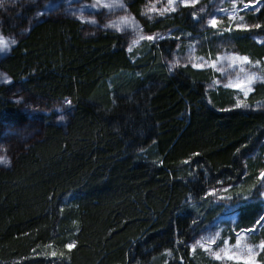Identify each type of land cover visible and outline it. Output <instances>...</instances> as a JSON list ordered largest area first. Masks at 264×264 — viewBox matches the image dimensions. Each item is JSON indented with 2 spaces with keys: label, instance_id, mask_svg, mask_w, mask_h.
I'll list each match as a JSON object with an SVG mask.
<instances>
[{
  "label": "trees",
  "instance_id": "trees-1",
  "mask_svg": "<svg viewBox=\"0 0 264 264\" xmlns=\"http://www.w3.org/2000/svg\"><path fill=\"white\" fill-rule=\"evenodd\" d=\"M124 1L141 21V9L154 0ZM34 11L26 6L2 16L4 32L23 34L0 68L37 100L71 103L63 124L37 117L38 134L17 144L10 166L0 168V264H220L191 254L188 243L223 214L206 196L211 189L230 186L238 229L263 214L256 194L264 110H226L230 93L210 103L203 72H168L162 58L172 41L131 60L121 35L85 34L66 17L30 24ZM251 17L264 25V0ZM195 21L182 8L143 26L195 34ZM251 33L264 36V27ZM249 34H234L238 51L263 59L264 45ZM8 89L0 86V135L3 124L27 121ZM263 98L264 84L250 96ZM251 239L264 240V227ZM259 260L264 264V252Z\"/></svg>",
  "mask_w": 264,
  "mask_h": 264
},
{
  "label": "rangeland",
  "instance_id": "rangeland-1",
  "mask_svg": "<svg viewBox=\"0 0 264 264\" xmlns=\"http://www.w3.org/2000/svg\"><path fill=\"white\" fill-rule=\"evenodd\" d=\"M103 3H120L124 4L123 9H115L109 10L107 8H88L87 5H93L96 3V0H0V38H3L6 42L10 44L12 40H17L19 36L23 34L21 29L8 30L4 32L2 28L7 27V22L2 19V16H6L7 14H11L12 10H19L22 7L32 6L35 11L30 18V24L38 21L42 18L46 17H66L73 18L78 20L83 25V30L85 34H94L103 31L115 32L121 35L125 39V49L128 53L131 60H135L139 58L143 52H147L150 46L158 45L160 42L164 41H172L174 43V49L169 53L163 55L164 66L168 72H173L182 68H189L196 72H203L206 76L205 79V88L207 98L210 103L213 104V96L220 92H228L230 93L231 100L229 103L224 102L225 109H243V108H234V104L236 102V98L239 96L240 99H245L241 93L237 89L234 88H226L223 85L227 84L229 80H235L239 69L233 70L228 66L227 62L223 64V75L221 72L215 71L214 69L207 67L202 70L194 69L191 67V62H194L195 57H203L206 61L210 59H215L217 53H237L241 56H248L246 54H242L238 51L236 46L234 35L235 33L241 31H225L226 28L232 27L235 29V24L241 22V17L243 18V23L248 25H255L256 23L252 19V15L257 11L261 0H198L197 4L194 7H189L192 13H196V24L192 26V29L196 30L195 34L191 32H187L185 30H176V29H168V30H155L153 32L146 31L143 22L148 24H152L158 20H162L165 18H169L170 16L180 13L183 6H178L176 12L168 13L165 16L153 15L151 19L148 16L141 15L142 20H137L135 18L136 24L139 25V34L145 37L151 36L154 34H159L160 36L165 37L164 39H159L154 42H150L147 39L140 40L138 44H136L132 51L129 52L128 48L133 40H136L137 31L133 30L131 27L125 29L124 31L117 32L112 28L106 29L105 26L118 21L121 17H134L133 14L127 7V4L124 0H102ZM151 4H156L158 8L164 7L167 4V0H154L148 2L141 9V13L146 10L147 6ZM251 5L247 10H245V5ZM235 5V14L233 16ZM204 9L201 12V9ZM223 10H227L224 12ZM42 13V14H41ZM215 16V18L220 22L218 24V28L214 29L208 25V21ZM83 21V22H81ZM90 21H95V23H90ZM250 31H242L247 32L249 34V38L251 41L256 43L257 45H264L258 43V40L264 41V36L257 35L251 33ZM223 33V35H220ZM175 37H179V39H175ZM177 45H180L178 48ZM13 45L10 46V49ZM190 46L194 48V51L190 52ZM5 50L0 52V59L4 57L9 51ZM251 61H261V65L258 67L245 66L247 70L256 72L260 74L262 70H264V58L259 59L257 57L248 56ZM174 59H179L181 67L176 68L173 71H169V64L174 61ZM191 60V62H190ZM187 65V66H184ZM5 77L11 81L10 77L0 68V81H3ZM213 80H219V85H212ZM264 83L257 82L255 87L262 85ZM0 86L9 87L7 91L8 98L17 104L21 111L26 115L27 121L22 127H12L8 124H3L2 126V134L0 135V157H4L8 160V164L0 163V168H7L10 166L12 161V151L17 146V144H21V142L26 141L29 138L35 137L38 134L39 122L37 121V117L40 115L44 116H52L53 121L57 124H63L66 113L69 111L70 106L66 99L52 101L46 104L44 101L37 100L26 94L23 90H21L17 86H12L11 83L0 82ZM252 93L246 98V102L251 105L250 109H262L264 110V98L252 102L250 99ZM221 98V97H220ZM217 98V102L219 103L221 100ZM219 107V105L215 106ZM61 116L63 119L61 120ZM264 142V141H263ZM264 159V157H263ZM258 191L256 194L257 198H260L264 202V196H261L260 193H264V182L258 180ZM230 186H222L221 188H229ZM229 195L230 192L228 193ZM220 195H225V193H220ZM215 203H220L223 206V214L222 216H217L213 222L203 226V228L199 231H195L191 236V239L188 243V248L191 254V247L196 243L197 240H200L201 237L206 236H214L217 231H220V239L216 242L213 247V251H218L220 248L224 247V240H229L231 245H235L236 243V233L241 232L243 228L238 229L236 227L237 215L234 213V209L237 207L239 202L231 203L232 200H220L217 197L210 196ZM245 199V198H242ZM264 216V210L263 214ZM260 218V217H259ZM258 218V219H259ZM235 221V222H234ZM253 227V226H252ZM251 227V228H252ZM258 232V231H256ZM258 234V233H257ZM252 234H249L248 238L244 241V243L249 245H257L261 241L254 242L251 237ZM263 252H259L257 255V260L259 264L261 261L259 260L260 254ZM199 257L207 256L211 258L213 261L222 264L221 261L214 260L207 252L203 251L200 248H197L195 254ZM236 263L234 261H226L223 264H233ZM242 264V262H241Z\"/></svg>",
  "mask_w": 264,
  "mask_h": 264
},
{
  "label": "snow or ice",
  "instance_id": "snow-or-ice-1",
  "mask_svg": "<svg viewBox=\"0 0 264 264\" xmlns=\"http://www.w3.org/2000/svg\"><path fill=\"white\" fill-rule=\"evenodd\" d=\"M198 0H167V4L164 7L158 8L156 4H151L147 6L146 10L141 13V15L148 16L149 19L153 17V15H159V16H165L168 13L176 12L178 6H183L185 8L194 7L197 4ZM251 5H245L244 8L247 10ZM88 8H107L110 11L115 10L117 8L123 9L125 6L122 2L120 3H103L102 0H96V3L93 5H87ZM233 16L231 18H234L235 14V5L233 6ZM201 12L204 11L202 8L200 10ZM224 12H227V10H223ZM42 14V13H41ZM192 18L196 19V13H192ZM243 18L241 17V22L235 24V29L232 27H228L225 29V31L231 32L233 30L235 31H250L252 28L260 29L264 27V25L261 24H255V25H248L242 22ZM83 22V21H81ZM90 23H95V21H90ZM220 22L213 16L209 21L208 25L211 28H218V24ZM131 27L133 30L137 31V39L133 40L130 44L128 51L131 52L132 48L139 43L140 40L147 39L150 42H154L159 39H164L165 37L160 36L159 34H154L151 36H143L139 34V25L136 24L134 17H121L118 21L112 22L105 26L106 29L112 28L117 32L124 31L125 29ZM220 35H223V33H220ZM175 39H179V37H175ZM258 43L264 44V41L258 40ZM16 41L12 40L10 44L6 42L3 38H0V52H3L5 50H9L11 45H15ZM179 48L180 45H177ZM194 51V48L190 46V52ZM191 62V60H190ZM224 62L228 63V66L231 67L233 70L239 69L237 76L235 80H229L227 84H224L223 86L226 88H234L239 91L243 95L245 99H240L239 96L236 98V102L234 104V108H243V109H250L251 105H249L246 102V98L249 96L250 93L254 91V87L257 82L264 83V70L260 74L247 70L245 66H251L253 68L258 67L261 65V61H251L248 56H241L237 53H224L220 54L217 53L215 59H210L206 61L203 57H195L194 62H191V67L194 69L202 70L204 68L210 67L214 69L215 71L221 72L223 75V64ZM187 66V65H184ZM181 67L179 59H174L173 62L169 64V71H173L176 68ZM0 82H7L11 83L10 80H8L6 77L3 81ZM219 80H213L212 85H219ZM70 106V101L66 102ZM231 110V109H226ZM63 117L61 116V120ZM239 151V150H238ZM0 163L8 164V160L4 157H0ZM259 180L261 182H264V170H262L259 174ZM230 188H221V189H211L208 193H206V196H214L217 197L220 200H232L234 197L232 195H229ZM220 193H225V195H220ZM239 195V193L237 194ZM261 196H264V193H260ZM245 199H248V196L244 197ZM235 222V221H234ZM261 227H264V216H261L255 223V225L252 228L249 229H243L241 232L236 233V243L235 245H231L229 240H224V247L220 248L218 251H213V247L215 246L216 242L220 239V231H217L214 236H206L201 237L200 240H197L195 244L192 245L191 251L193 254H195L197 248L202 249L203 251L207 252L214 260L223 262L226 261H234L236 264H259V261L257 260V255L259 252H264V240H261L259 244L257 245H249L244 243V241L248 238L249 234L255 233L258 231ZM178 243H183L178 241ZM75 245L73 244H67L65 245L66 248L71 249ZM50 256L55 257L57 256L56 252L49 253Z\"/></svg>",
  "mask_w": 264,
  "mask_h": 264
}]
</instances>
